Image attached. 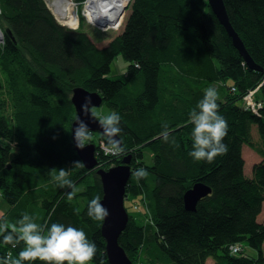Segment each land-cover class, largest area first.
<instances>
[{
  "label": "trees",
  "instance_id": "obj_1",
  "mask_svg": "<svg viewBox=\"0 0 264 264\" xmlns=\"http://www.w3.org/2000/svg\"><path fill=\"white\" fill-rule=\"evenodd\" d=\"M223 1L261 70L246 66L207 0H131L114 37L100 44L83 31L88 23L80 14L78 27L70 29L45 0H0V191L9 204L0 226L18 229L17 221L27 213L45 236L53 223L82 229L97 248L89 262L110 264L102 221L88 216V203L96 195L102 198L97 167L107 169L130 154L128 222L118 242L133 264H140L141 252L151 264H264V105L255 113L242 102L264 77V0ZM118 55L128 66L111 77ZM76 86L97 92L101 104L121 118L117 137L123 151L116 156L100 148V142L107 145L105 136L91 132L97 159L91 169L74 165L81 162L70 137ZM208 88L217 91L218 113L229 125L222 141L228 151L210 163L189 155L190 112ZM256 96L264 104V84ZM165 132L175 144L165 142ZM147 150L150 163L144 159ZM53 168L68 171L79 189L71 201L72 189L57 185ZM140 168L147 170L146 178L133 176ZM196 182L211 192L189 211L183 194ZM141 200L150 222L134 217L140 215L135 206H142ZM7 231L0 232V264L8 253L11 262L18 259L25 247L23 241L5 244ZM244 242L256 256L246 254ZM236 244L242 251L233 253Z\"/></svg>",
  "mask_w": 264,
  "mask_h": 264
},
{
  "label": "clouds",
  "instance_id": "obj_2",
  "mask_svg": "<svg viewBox=\"0 0 264 264\" xmlns=\"http://www.w3.org/2000/svg\"><path fill=\"white\" fill-rule=\"evenodd\" d=\"M218 94L214 88H208L195 108L190 112V120L194 125L192 136L193 145L189 155L197 162H212L217 156L224 155L228 147L223 143L224 137L228 134L229 125L226 119L218 113L219 105L217 103ZM91 98H85V104L82 106L85 114L89 113ZM91 117L97 119L103 129V134L107 138V147L105 152L111 155L120 154L123 149L120 147V141L115 137L121 132L120 115L113 111L105 116H98L93 110ZM165 127H167L165 125ZM55 138V137H54ZM73 139L77 148L83 149L86 141L91 139L90 129L83 119H77L76 127L73 129ZM165 142L175 144L174 138H169L167 132L164 133ZM76 167H83L82 162L75 161ZM53 180L61 188L67 186L72 190L68 193V200L71 201L79 191L68 179L69 173L65 169H59L57 173L55 168L51 169ZM137 179H143L148 176L144 168H140L133 173ZM79 214L80 209L77 208ZM87 214L95 220H104L108 215V210L101 203V196L96 195L88 203ZM36 217L25 213L17 221L19 226L13 225L11 231H7V226H0V232L7 231L4 235V243L16 247L21 241L25 247L19 252V258L12 261V264H21L22 261H35L37 259L47 262V264H88L96 255V244L90 242L86 233L82 229L73 226L53 223L48 228V235H42V228L35 223ZM6 258L4 264H8Z\"/></svg>",
  "mask_w": 264,
  "mask_h": 264
},
{
  "label": "water",
  "instance_id": "obj_3",
  "mask_svg": "<svg viewBox=\"0 0 264 264\" xmlns=\"http://www.w3.org/2000/svg\"><path fill=\"white\" fill-rule=\"evenodd\" d=\"M209 7L215 14L220 24L232 40L233 46L242 56L246 66L249 69L261 70L251 56L246 51L244 44L237 32L233 29L225 8L223 0H207ZM2 34V33H1ZM91 98L89 113L85 114L83 105L85 98ZM70 100L75 108V118L70 125V137L72 145L83 163L84 167L91 169L97 166L96 146L93 142H86L83 149L77 148L73 139V129L76 127L77 119H83L87 123L90 132H98L103 135V129L97 119L91 117V108L99 107L102 98L97 92H91L81 86L72 89ZM115 139H120L116 136ZM121 145V141H120ZM131 155L124 156L121 163L110 166L107 169L97 167L98 174L102 185L101 203L108 210L109 215L102 220L100 232L105 239V251L110 264H133L119 244V237L128 222V212L124 206L125 186L131 175ZM211 192L209 186L203 182H196L188 188L183 194L185 209L193 211L196 203Z\"/></svg>",
  "mask_w": 264,
  "mask_h": 264
},
{
  "label": "built area",
  "instance_id": "obj_4",
  "mask_svg": "<svg viewBox=\"0 0 264 264\" xmlns=\"http://www.w3.org/2000/svg\"><path fill=\"white\" fill-rule=\"evenodd\" d=\"M45 1L49 9L51 10L52 14L54 15V17L62 25L70 29H76L79 25V17L82 16L85 22H87L88 24L92 26L100 28L103 31L108 30V29H116L119 26V24L121 23L123 19L125 7L128 6L129 3L131 2V0H112L111 3L108 2V6H120L121 7L120 12L123 10L120 16V22L117 25H115V20H113L112 22H105L103 24H98L93 21V18H92L93 14L90 13V8L92 6H96L95 4L97 0H45ZM115 8L116 7H114L113 9ZM102 14L107 16L105 13H102ZM64 19H66V21H63ZM263 84H264V77L262 78L259 85H257L253 89H250L248 93L244 97H242V101H243L245 108L255 113L258 111L259 107L261 106L262 101L256 100L254 95L259 89V87ZM232 90H235V88L232 87ZM105 147L106 145L103 142H100V148L104 150ZM1 195L2 193L0 191V196ZM230 248L233 253L242 251L241 246L237 244L232 245ZM9 257H11L10 253L6 255V258H9ZM8 263L12 264L11 260L8 259Z\"/></svg>",
  "mask_w": 264,
  "mask_h": 264
},
{
  "label": "rangeland",
  "instance_id": "obj_5",
  "mask_svg": "<svg viewBox=\"0 0 264 264\" xmlns=\"http://www.w3.org/2000/svg\"><path fill=\"white\" fill-rule=\"evenodd\" d=\"M82 5V4H81ZM83 7V6H81ZM63 21H66V19H64ZM122 22V21H121ZM121 24V23H120ZM119 24V26H120ZM118 26V27H119ZM117 27V28H118ZM116 29H108V30H101L100 28H96L90 24H86L82 27L83 31L87 33V35L90 37L91 40H93L95 43H103L105 41H108L111 37H114V33L116 32ZM1 31V29H0ZM2 32V31H1ZM3 44V36L1 35L0 36V46ZM127 66H128V61L124 59V57L122 55H118L116 58H114L111 62V65H110V71H109V75L111 77H114L116 75H119V74H123L126 69H127ZM2 79V76H1V73H0V80ZM258 91V90H257ZM257 92L255 93L254 97L256 100H259V98L256 96ZM261 101V100H260ZM264 104H261V106L259 108H261ZM95 111L98 116L102 117V116H105V115H108L110 114V108L105 105V104H101L99 107H93L91 109V112L92 111ZM258 132V128L256 125H252V128H251V134L253 136V138H255L256 142L258 144L261 143L260 141V137L259 135L257 134ZM243 148H249L250 150H252L249 146L247 145H244ZM256 156V155H255ZM144 159L147 163H150L151 162V153L147 150L145 152V155H144ZM248 164V163H247ZM125 204L126 205H129L130 204V200L128 201H125ZM9 204L3 199V197L1 196L0 197V210L2 211H5L7 208H8ZM136 208V206H135ZM142 209L143 210H136L135 213H140V215L136 214L134 215V217H138V219H140L141 222H150V215H149V212H148V209L142 204ZM245 245V249H246V254L247 252L249 254H251L252 256H256L257 255V252L256 250L252 249L250 246L247 245L246 242L243 243ZM241 246V245H240ZM263 252H264V246H263ZM150 255V254H149ZM146 259H147V254L145 252H142L140 257H139V263L140 264H145L146 263ZM88 264H91L90 262H88Z\"/></svg>",
  "mask_w": 264,
  "mask_h": 264
},
{
  "label": "bare ground",
  "instance_id": "obj_6",
  "mask_svg": "<svg viewBox=\"0 0 264 264\" xmlns=\"http://www.w3.org/2000/svg\"><path fill=\"white\" fill-rule=\"evenodd\" d=\"M111 1L112 0H110V1L109 0H97L96 4H95L96 6H92L90 8V13L93 14L92 18H93L94 22H96L98 24H103L105 22H112L113 20H115V25H117L120 22V16H121L123 10L120 12V8H121L120 6H108V2L111 3ZM114 7H116V8L113 9ZM102 13H105L107 16H105ZM0 35H1V33H0ZM249 90H247L242 95V97H244L248 93ZM257 134L258 135L260 134L259 130H258ZM259 137H260V135H259ZM260 141H261V137H260ZM107 146L108 145H106V147ZM112 156H116V155H112Z\"/></svg>",
  "mask_w": 264,
  "mask_h": 264
},
{
  "label": "crops",
  "instance_id": "obj_7",
  "mask_svg": "<svg viewBox=\"0 0 264 264\" xmlns=\"http://www.w3.org/2000/svg\"><path fill=\"white\" fill-rule=\"evenodd\" d=\"M127 185V184H126ZM125 188H126V186H125ZM125 193H126V189H125ZM143 196V195H142ZM125 198H129L128 196L126 197L125 195H124V206H125ZM138 199L140 198V196H138L137 197ZM141 202H142V200H141ZM136 204H138V202H135ZM142 204L146 207L147 206V204H145V203H143L142 202ZM125 208H126V206H125ZM136 209L138 210V211H140V210H143L142 209V206H139V204L136 206ZM7 210V209H6ZM126 210H127V208H126ZM128 212V211H127ZM3 213H4V211H2V210H0V218L3 216ZM247 254L249 255V256H252L251 254H249L248 252H247ZM149 258L148 259H146V263L145 264H151L150 262H149ZM211 262H212V259H211Z\"/></svg>",
  "mask_w": 264,
  "mask_h": 264
}]
</instances>
